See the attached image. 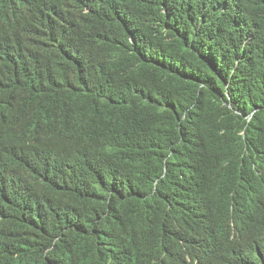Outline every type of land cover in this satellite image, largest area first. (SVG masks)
Listing matches in <instances>:
<instances>
[{
  "label": "trees",
  "instance_id": "trees-1",
  "mask_svg": "<svg viewBox=\"0 0 264 264\" xmlns=\"http://www.w3.org/2000/svg\"><path fill=\"white\" fill-rule=\"evenodd\" d=\"M61 15L0 61V264H204L233 229L264 264V0Z\"/></svg>",
  "mask_w": 264,
  "mask_h": 264
},
{
  "label": "clouds",
  "instance_id": "clouds-1",
  "mask_svg": "<svg viewBox=\"0 0 264 264\" xmlns=\"http://www.w3.org/2000/svg\"><path fill=\"white\" fill-rule=\"evenodd\" d=\"M72 0H0V61L9 57H25L33 47L43 44L44 35L51 33L44 25L61 22V12ZM14 12L18 11L20 22L12 24ZM91 14L88 18L94 17ZM56 152L48 150L31 161V171L45 173L55 162ZM260 245L237 243L233 229L227 243L211 244L203 253L204 264H249L261 257Z\"/></svg>",
  "mask_w": 264,
  "mask_h": 264
},
{
  "label": "bare ground",
  "instance_id": "bare-ground-1",
  "mask_svg": "<svg viewBox=\"0 0 264 264\" xmlns=\"http://www.w3.org/2000/svg\"><path fill=\"white\" fill-rule=\"evenodd\" d=\"M25 1L27 2V0H25ZM11 9H12V6H11ZM11 13H12V16H13V18L11 19V20H13L12 24H14L16 22H20V20H22V18L19 17L20 13L18 11L14 12L13 9H12ZM46 139L47 138H43V140H46ZM31 143H33V142H31ZM192 264H196V263L192 261Z\"/></svg>",
  "mask_w": 264,
  "mask_h": 264
}]
</instances>
